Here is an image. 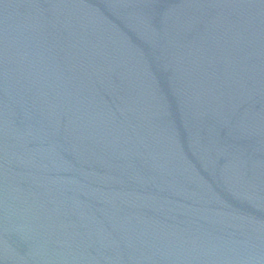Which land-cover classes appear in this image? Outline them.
<instances>
[{
	"label": "water",
	"instance_id": "obj_1",
	"mask_svg": "<svg viewBox=\"0 0 264 264\" xmlns=\"http://www.w3.org/2000/svg\"><path fill=\"white\" fill-rule=\"evenodd\" d=\"M0 264H264V0H0Z\"/></svg>",
	"mask_w": 264,
	"mask_h": 264
}]
</instances>
